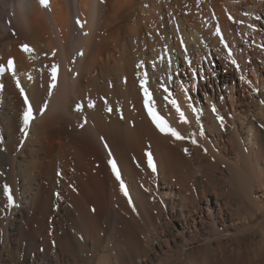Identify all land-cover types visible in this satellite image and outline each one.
<instances>
[{"label": "bare ground", "instance_id": "1", "mask_svg": "<svg viewBox=\"0 0 264 264\" xmlns=\"http://www.w3.org/2000/svg\"><path fill=\"white\" fill-rule=\"evenodd\" d=\"M249 1L0 0V195L8 185L14 201L4 196L0 264L20 255L17 234L42 239L19 264H55L56 249L73 264H146L154 222L165 236L155 246L160 264H264V109L246 121L247 89L237 81L248 55L238 42L258 27L256 14L242 12L257 5ZM142 79L185 139L153 125ZM203 159L223 166L224 191L202 173ZM47 189L60 214L45 205L48 215L32 214L28 225L39 227L27 233L20 216Z\"/></svg>", "mask_w": 264, "mask_h": 264}, {"label": "rangeland", "instance_id": "2", "mask_svg": "<svg viewBox=\"0 0 264 264\" xmlns=\"http://www.w3.org/2000/svg\"><path fill=\"white\" fill-rule=\"evenodd\" d=\"M254 1L257 2V5H253V7H249L251 5L248 6L249 9L253 8L252 11L250 10V11L247 12L246 11L247 8H246L245 10H242V12L243 13H244V11H245V13H249V12L251 13L252 12L253 15L256 14L255 16L258 15V16L262 17V19H260V20L256 19V21L258 22L257 23L258 27H257V30H256V36L255 35L253 36V34H250V27L248 26L245 29V31H249V32L245 33V37H243L238 42V46H239L240 49L243 46H246V48H247L246 52H247L248 55L245 58V62L247 63L246 64L247 68H245V69H247L245 78L242 79V78L239 77V78H237V81H238V83L240 84L241 87L244 86L247 89V91H246L247 92L246 93L247 94V100H246L247 117H246V121H248V122L252 121V122L256 123V122L259 121V118L261 117V114H260L261 112L260 111L264 109V104H263L264 100L262 98V96H263L262 93L264 92V88H262V86H261L262 81L264 82V0H258V1L254 0ZM241 2L242 3H249L250 1L249 0H244V2H243L241 0ZM258 7L260 9L261 8L262 9L260 10ZM243 13H241V14L243 16H245L244 15L245 13L244 14ZM249 15H251V14H249ZM254 17H253V19H254ZM250 36H252V37H250ZM253 38L257 39V40H253ZM244 40H248V41H244ZM224 51L227 54H230V48L229 47L225 46ZM207 57L209 59L208 66H210V69L213 71L211 75L212 76H217V72L214 70L215 69L214 66H216L219 61H218V59H216L217 56L214 53V50L212 48L209 50ZM203 66H204L203 69L206 70L205 65H203ZM252 66L255 67L254 74L257 75L256 78H255L256 75H254L251 72L252 71L251 70ZM193 72H194V74L196 76L198 75V72L196 70L193 71ZM260 74H261V77L259 76ZM172 91L175 93V89L170 91V96L171 97H173V94H171ZM218 91L219 92L221 91L219 87H218ZM210 160H212V159H210ZM212 161L210 162V161H207L206 159H203L201 161V163H200V169L202 170L203 174L207 175L208 178L210 177V179H215L213 181L215 183V185L220 190L224 191L226 186L228 187V184H229L228 179L226 178L227 175L225 177V173H223L222 170H221V167H223V166L220 165V167H218L219 165L217 166V164L215 162H212ZM48 192H49V190L47 189L46 193L44 195H41L43 197L42 198L43 204L41 203L42 201L40 203L36 202V204H35V202H32L31 207L30 208L28 207L25 211L22 212V216H20L19 223L23 226V224L26 221V224L24 225L25 226L24 227V231L26 230L25 232L29 233L30 229H32V228L36 229V228L39 227V220L38 219H37L38 223L36 222L33 225H31V226L28 225L27 220L32 214L35 213V214L39 215V217H41V216L43 217L44 215H48V214H46L48 212H47V210H45V205L49 206V209H50L49 213L52 214V216L57 217L58 214H60V208H59L60 202L57 200V198L55 196L51 197L50 193H48ZM6 203H7L6 202V198L3 195L2 196L0 195V228H1V224L4 221H7V213H6L7 204ZM35 210H38V211H35ZM42 217H41V219H42ZM27 226H29V227H27ZM153 226L156 227V230L158 232L157 235L161 239L157 238V235H155L157 239L155 238L152 241V245H151V247H152L151 250L154 251V252L150 251L152 253H148V256H150V257H148V261L146 262V264H158L159 263V260H160L159 258L160 257H159V254H158L157 250H155V246L157 248L158 245H161L162 242H164V238H165L164 233H162L160 231V228L157 227V222L156 223L154 222ZM16 237L18 238V243H17L18 244V253H20V255H18V257L16 259H13V260H11L9 258L8 261H7L6 255H4L5 258H6V260H5L6 264H19L20 258L23 259L25 257V255H26L25 251H24L26 249H32V247H34L35 251H33V252L36 253V254H37V250L38 251L40 250L39 243L41 242L42 239L40 237H38L37 235L34 236V239H35L36 243H32V240H31V238L28 235H25V237H24V236H20L19 234H17ZM15 241H16V239H14V242ZM143 242L144 241H142V243ZM157 242H158V244H157ZM164 244H166V243L164 242ZM13 245H15V244H13ZM33 245H35V246H33ZM37 245H38V248H37ZM255 249H256L255 239H253V236H252V238L250 236V238L246 241V249L245 250H246V252H248L250 254H253ZM7 252L9 253V251H7ZM8 255H10V254H8ZM67 257L68 256H66V255L63 256L58 249H56L55 251L51 252V255H50V259L55 264H60L61 263V258L62 259L66 258L65 260L68 261L69 264H73L72 260H74V259H72L70 257L67 258ZM160 263H161V261H160Z\"/></svg>", "mask_w": 264, "mask_h": 264}, {"label": "snow or ice", "instance_id": "3", "mask_svg": "<svg viewBox=\"0 0 264 264\" xmlns=\"http://www.w3.org/2000/svg\"><path fill=\"white\" fill-rule=\"evenodd\" d=\"M39 3L41 4V6H44V7L48 6V0H39ZM245 15H247V13H245ZM229 19H232V17L229 16ZM254 19L260 20V19H262V17L257 15V16L254 17ZM238 22L239 23H243V21H238ZM78 23H79V21H78ZM249 27H252L253 29H255L254 25H249ZM21 49L24 52H26V53H30V52L33 51V49H31V47L29 45H27V44L22 45ZM80 54L82 55L83 53H80ZM7 64L9 66H13L14 62H13L12 59H9L7 61ZM57 73H58L57 67L53 66L52 72L50 74L51 75V79L53 81H55L57 79ZM54 86H55L54 84L50 85V87H54ZM140 88H141V90L143 92L144 104H145V107H146L147 114L150 117L153 125L157 128V130L161 134L171 136V137H173L174 139H177V140L185 139L186 137H184L176 128L172 127L169 124L168 120L163 115H161V110L157 107V104H156V101H155V99L153 97V94L150 92L149 87L147 86V79H142L140 81ZM164 91L167 92V89H165ZM21 92H22V95H25L22 89H21ZM165 100H168V102L172 106L176 107V101L175 100H169L167 96L165 97ZM25 103H26V105H28V103H29L26 95H25ZM80 108H81V106L77 105V110H80ZM108 110L111 111V109H108ZM176 110H177V112H179V116H180L181 122L186 123L187 121L185 119L184 113L180 112L178 107H177ZM32 118H33V113H32L31 107L29 106L27 108V110L24 111V113H23L24 129L27 128V126L29 125V122H30V120ZM24 129H22V131H24ZM192 143H196V141L192 140ZM109 163H110V165L112 167L114 175L116 176V179L120 180V173H119V171L117 169L116 163L114 161H111V160L109 161ZM149 165L151 166V158H150V156H149ZM121 189L122 190L124 189L123 183H121ZM3 194L7 198V201H8L9 204L14 203L13 195H12L10 186H8V185H4L3 186ZM125 194H127V193L125 192Z\"/></svg>", "mask_w": 264, "mask_h": 264}]
</instances>
